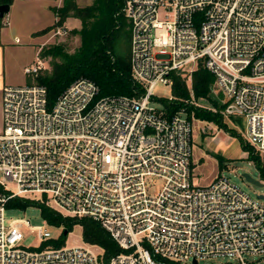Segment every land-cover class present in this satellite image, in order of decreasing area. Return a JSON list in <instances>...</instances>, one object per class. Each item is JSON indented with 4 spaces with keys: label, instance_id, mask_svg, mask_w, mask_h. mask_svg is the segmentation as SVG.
<instances>
[{
    "label": "built area",
    "instance_id": "obj_1",
    "mask_svg": "<svg viewBox=\"0 0 264 264\" xmlns=\"http://www.w3.org/2000/svg\"><path fill=\"white\" fill-rule=\"evenodd\" d=\"M123 14L140 97H100L86 78L53 105L38 84L2 90L0 264H105L97 246L42 248L54 241L46 221L7 219L10 200L38 194L64 217L101 224L126 251L107 264H255L250 257L264 258V200L223 175L196 186L193 124L184 112L167 117L155 92L203 65L264 155V0H124ZM66 33L58 27L51 38ZM40 54L24 69L30 78L46 70ZM24 228L39 248L23 246Z\"/></svg>",
    "mask_w": 264,
    "mask_h": 264
},
{
    "label": "trees",
    "instance_id": "obj_2",
    "mask_svg": "<svg viewBox=\"0 0 264 264\" xmlns=\"http://www.w3.org/2000/svg\"><path fill=\"white\" fill-rule=\"evenodd\" d=\"M123 8L124 0H94L93 4L86 8H80L76 0H63V6L54 10L60 20L54 28L60 27L69 18H75L82 22V30L80 31L81 46L75 54L66 52L63 45L43 49L40 54L42 58L48 57L53 60L52 72L36 78L38 85L46 87L50 105H53L57 98L80 78L96 83L100 88V97H140L144 93L131 76L130 26L123 14ZM47 31L48 29L43 34ZM127 48H129L128 52ZM173 79V98L156 99L162 105L167 117H173L179 112H187L190 120L194 114L196 119L214 123L228 134L238 137L237 133L223 122L221 113L227 110L228 105L221 108L210 99L211 93L215 90V77L203 65H199L193 73L192 90L196 100L204 99L210 102L216 108V113L187 104L186 102L191 99V92L186 78L174 75ZM240 141L243 150L249 153V161L255 164L264 182V159L241 137ZM218 158L222 170L224 160L220 156ZM30 207L38 208L43 220L51 227L63 228V234L59 239L45 243L42 248L49 245L55 248L65 246L68 235L73 231L74 226L79 225L82 228L84 242L103 250L105 264L113 257L126 252L100 223L91 219L64 217L45 204L24 198L10 200L7 210L25 211ZM166 264L175 263L166 262Z\"/></svg>",
    "mask_w": 264,
    "mask_h": 264
},
{
    "label": "rangeland",
    "instance_id": "obj_3",
    "mask_svg": "<svg viewBox=\"0 0 264 264\" xmlns=\"http://www.w3.org/2000/svg\"><path fill=\"white\" fill-rule=\"evenodd\" d=\"M93 2L94 0H76L80 8L91 6ZM51 19L52 14L48 9L42 8L34 0H31L13 3L10 14L0 21V65H3L0 71V132L2 130V90L7 86L38 84L35 78H30L24 73V68L32 66L38 58L36 56V40H34L33 35L46 26ZM58 21L60 20L58 19ZM54 26L48 28V31L44 34L49 40V44L44 49L46 50L54 45H63L66 52L75 54L81 46L80 31L82 30V22L75 18L67 19L60 26L66 30V35L51 38L52 33L56 30ZM128 51L129 48H127ZM45 60L47 62V68L41 75L52 72L53 60L48 57ZM188 73L184 72L179 74L183 79L186 78L188 88L191 92V99L186 103L216 113V108L210 102L204 99L196 100L192 90V77ZM215 90L220 98L228 105V100L222 95L218 86H215ZM155 93L160 98H173L172 88L163 85H159ZM158 108H162V105H158ZM184 113L188 118L187 112ZM221 115L223 122L229 129L234 130L238 137L228 134L214 123L196 119L194 114H192L191 120L188 118L193 124L194 184L196 186H206L216 177L223 175L251 196H264V182L261 180L255 164L249 161V153L243 150L240 141L241 137L248 143L246 139L248 126L246 118L238 113L229 114L228 108ZM255 152L264 159L263 154L256 150ZM218 156L224 160L222 170L220 169ZM243 174H249L254 179L262 181L263 187L260 188L248 184L243 178ZM9 186L12 187V185ZM30 198L32 199L31 201L37 203L43 201L42 195L39 194L30 196ZM6 216L9 221L25 219L30 222L31 226H43L44 220L41 217L40 210L35 207L27 208L25 211L8 210ZM48 230L54 240L59 239L63 234V228L49 227ZM23 232L25 235L24 247L33 249L40 247L41 242L36 234H29L30 232L27 228H24ZM66 245L68 247L89 246L83 240L82 228L79 225L74 226L73 231L68 235ZM95 251L99 252L100 250ZM249 259L251 261L255 260V264H264V258L250 257ZM200 264L237 263L232 259L219 258L204 261Z\"/></svg>",
    "mask_w": 264,
    "mask_h": 264
},
{
    "label": "crops",
    "instance_id": "obj_4",
    "mask_svg": "<svg viewBox=\"0 0 264 264\" xmlns=\"http://www.w3.org/2000/svg\"><path fill=\"white\" fill-rule=\"evenodd\" d=\"M39 6H41L44 9H48L49 12L52 14V19L51 21L46 24V26H44L43 28H41L39 31H37L33 37L34 40H36V45H37V52H36V56H38L40 54V52H42V50L46 47L47 44H49V40L47 39V37L43 34V32L45 30H47L48 28L54 26L57 22V17L54 13L55 9H59L63 6V0H34ZM12 8V5H11ZM46 58H43V60L45 61V64L47 66V62L45 60ZM3 65H0V71L2 69ZM47 68V67H46ZM25 69V68H24Z\"/></svg>",
    "mask_w": 264,
    "mask_h": 264
},
{
    "label": "water",
    "instance_id": "obj_5",
    "mask_svg": "<svg viewBox=\"0 0 264 264\" xmlns=\"http://www.w3.org/2000/svg\"><path fill=\"white\" fill-rule=\"evenodd\" d=\"M10 12H11V5H9V4L0 5V21L5 19V17L8 16L10 14ZM210 99L213 102L217 103L221 108H223L225 106V103L217 96V94L214 91L211 93ZM228 113L229 114H234V113L241 114L240 111H238L234 107H231L230 109H228ZM243 178L250 185L260 187V188L263 187L262 181H260L258 179H254L249 174H243ZM260 198L262 200H264V196L261 195ZM65 234L67 235V232ZM195 264H196V262H195Z\"/></svg>",
    "mask_w": 264,
    "mask_h": 264
}]
</instances>
